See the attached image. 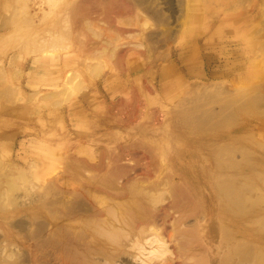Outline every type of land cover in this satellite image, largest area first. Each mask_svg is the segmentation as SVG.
<instances>
[{
	"label": "rangeland",
	"instance_id": "rangeland-1",
	"mask_svg": "<svg viewBox=\"0 0 264 264\" xmlns=\"http://www.w3.org/2000/svg\"><path fill=\"white\" fill-rule=\"evenodd\" d=\"M79 1L0 0V246L26 242L6 223L30 210L85 202L101 214L140 192L135 223L160 229L167 247L148 262L264 264V221L243 201L257 188L264 198V0H183L167 14L178 26L166 42L165 28L154 33L134 13L72 16ZM237 104L250 107L235 113ZM235 163L254 182L249 191L231 182L227 196L220 183L236 180ZM186 167L197 175L178 179ZM39 196L52 204L30 205ZM241 199L245 207H230ZM81 211L37 221L83 239L95 220ZM134 259L104 264H141Z\"/></svg>",
	"mask_w": 264,
	"mask_h": 264
},
{
	"label": "bare ground",
	"instance_id": "bare-ground-1",
	"mask_svg": "<svg viewBox=\"0 0 264 264\" xmlns=\"http://www.w3.org/2000/svg\"><path fill=\"white\" fill-rule=\"evenodd\" d=\"M83 1L82 2L79 1L80 4H78V6L77 4H75V6L78 8H76L77 10H73L74 12L75 11L80 12L79 14H82V15H85L87 13L86 15L88 16V14L91 12L93 13V12L102 10L105 13V19L107 20L109 18L106 17V14H112V13L115 15L120 14V13H123V14L134 13L135 15L141 18H149V20L151 19L156 25L155 32L154 31L152 32L157 33L158 29L165 28V32L163 33L162 38H161L165 42L172 37L174 32L177 30V26H178L177 25L178 15L176 14V15L169 17L167 15L168 12L169 11L172 12L173 8H175L177 11H181L183 9V0H160L162 1L161 4L158 3L159 0H83ZM75 14L76 12L72 16H76ZM68 16H65L66 18L65 19L63 18L64 20L62 19L64 21V22L62 21V23H64L63 24L64 27L66 26L63 29H67L68 28L67 26L68 25L70 26L69 24L70 21L73 20L72 16L71 17L69 16L71 19ZM67 20H68V23H65L67 22ZM65 31H68V29ZM91 32H93L94 35H97L94 37L96 38L100 37L98 36L100 34L94 33L95 32L94 30ZM155 36L157 38V34ZM149 37H150V34H149ZM145 44H148V43H145ZM106 47L108 48L109 51H113L110 45L106 44ZM144 47L148 48L147 50H150V51L152 50L150 44L144 45ZM249 107H250L249 104H237L233 107V112L237 113ZM222 110H225V108L223 107ZM202 112H205L203 116L210 115V111L208 112L204 110ZM224 113H226V111H224ZM224 113H221V114L224 115ZM228 115L229 114L227 113V116ZM244 164L245 163H237V164L235 163L234 166L236 168V171L232 174L234 175L233 179H236V180L230 181L229 179V180H226L220 183L222 190L227 196H230L232 193L233 183L231 182L243 183V185L236 184L237 187H240L242 185L241 190L243 191H249L252 189L251 184L254 181L247 180L249 182L247 181L244 182L245 178L248 175L245 169L238 168L240 166H243ZM234 166H231V167H234ZM177 173H179L178 176L180 178L176 176V174L175 176L181 180H185L189 178V176L195 177L197 175L196 173H194L192 169L188 167H186L183 170L182 174H180V172H177ZM3 180L6 182V179H3ZM100 185H101V182H100ZM102 186H105V185L103 184ZM8 197H10V199L5 198L6 201L8 200V202L11 205L13 204L15 206L18 205V197L17 198H15L16 196L14 197L8 196ZM121 197H123V195ZM49 198L50 197H47V196L45 197L39 196L37 199L35 197L33 198L31 197L29 199V202H30V205L39 203L40 206H44L46 208L48 204H52V199L46 202V200H48ZM143 198H144V195L140 192L133 194V195L126 194V197L121 198L122 200H120L118 204L106 207L107 209H105L103 213L101 214L99 213L100 211L96 212L98 214L87 212L88 209L85 208L86 206L85 202H83V204L80 202H78L77 204L75 202L76 204H72V206L67 210L68 213L64 212V210L63 211L60 210L59 212L57 211L58 209L56 210V212L45 211L43 209L32 210V211L30 210L28 212L29 216H27L28 218L27 220L24 221L23 218H26V217H22V219L20 220L8 221L6 223V226H8L10 229L15 230L16 232L21 234V238H19V240L22 239L23 241H26L28 243L23 242L21 247H16L15 244L10 245V246H5L7 244L6 242L4 246L2 247L0 246V264H104L106 260H111V261H115L117 259L119 260L122 258V255H128L133 260H135L134 258H137L136 260L138 261L141 260L139 261L141 264H148V263L150 264L151 262L147 261V258H146L148 257L147 255L154 254V253L156 254L158 252L163 253L164 248H167V247L163 246L165 242H163L164 241V238H162L163 235L159 234L160 229L157 232L155 231L156 228L155 230L154 228H152L155 232L153 231L152 233H150L152 229L151 228L149 229L148 225L147 227L146 225H144V223L150 224V223H147V220L145 222L139 221L143 225L141 224L137 225L135 223L137 221V218L142 214V210L145 205L144 203L138 204L139 201L137 200L143 199ZM14 199H17V200H14ZM243 201L251 203V205H247V206L252 208V215L254 217L257 214L255 218L256 222L264 221V216L260 215L264 213V206H263L264 198H263L262 189H259V188L255 189V197L252 200L249 201V198H243ZM3 202H5V200ZM241 204H242V199L239 200L238 202L231 203L230 207L237 209V207L240 208V207L246 206V205L240 206ZM172 205L176 206V204H172ZM89 206L91 205L88 204V208ZM116 208L117 210H115ZM82 209L84 212L81 211L82 213L79 215H83V220L87 217H94V220H95L94 224H90L88 231L83 230V234H82L83 239H81L78 234L73 233L75 231L73 230H72L73 232L69 231L70 228H60V229L58 228V230L54 229L53 231L51 228V230L49 231L51 227V226L49 228L47 227L49 223L37 221V219L39 217L41 218L42 216L44 218H47L49 222H52V221L55 222L57 219L59 218L62 219L63 216L69 213H73L72 215H74V213L77 214ZM91 209H96V208L92 207ZM169 211H170V208H169ZM166 213L168 212L162 213L164 218L167 215ZM209 213L210 212L207 210L204 211L202 217L205 218ZM162 214L158 215L159 219L163 218V217L160 218ZM72 215H70V218ZM100 215H105V218H103ZM200 215L201 213L198 212L197 217H196L198 218V220H200L199 219ZM67 216L69 217V215ZM75 216H73V218ZM168 216H169V213H168ZM98 217H101V218H98ZM166 218L168 219L169 217H166ZM167 219H164V220L166 221ZM154 221H153V224L149 226L153 227L154 223L155 224L158 223V221L156 220ZM161 222H163V220H161ZM175 223H178V221H175ZM154 227L156 226L154 225ZM177 233L176 234L178 236L180 235L181 232L180 233L177 232ZM187 233L189 236H191L190 231H188ZM95 236L99 237V239H95L94 238ZM88 237L91 238V241H88V242L85 241L86 243H81L82 240H85V238H88ZM67 238L70 241H78L79 244H74L72 247H69V245L66 244ZM125 242L127 244L123 245L122 243H125ZM154 243H156L157 245H155ZM127 245L130 246V249L135 250L136 255L134 254L131 255L127 252H124L125 247ZM11 246L13 247L15 246V247L12 249ZM119 247L123 248V251L120 250L119 252ZM241 255H242V252H241ZM125 264H131V263L129 261H126Z\"/></svg>",
	"mask_w": 264,
	"mask_h": 264
},
{
	"label": "crops",
	"instance_id": "crops-1",
	"mask_svg": "<svg viewBox=\"0 0 264 264\" xmlns=\"http://www.w3.org/2000/svg\"><path fill=\"white\" fill-rule=\"evenodd\" d=\"M129 19H132V18H129Z\"/></svg>",
	"mask_w": 264,
	"mask_h": 264
}]
</instances>
